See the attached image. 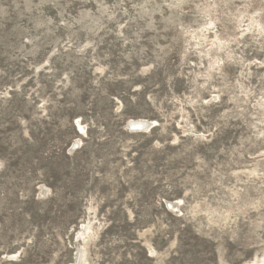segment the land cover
Segmentation results:
<instances>
[{"label": "rangeland", "instance_id": "rangeland-1", "mask_svg": "<svg viewBox=\"0 0 264 264\" xmlns=\"http://www.w3.org/2000/svg\"><path fill=\"white\" fill-rule=\"evenodd\" d=\"M0 264H264V0H0Z\"/></svg>", "mask_w": 264, "mask_h": 264}, {"label": "water", "instance_id": "water-1", "mask_svg": "<svg viewBox=\"0 0 264 264\" xmlns=\"http://www.w3.org/2000/svg\"><path fill=\"white\" fill-rule=\"evenodd\" d=\"M152 124L146 121H131L127 125V129L133 132H146L152 128Z\"/></svg>", "mask_w": 264, "mask_h": 264}]
</instances>
